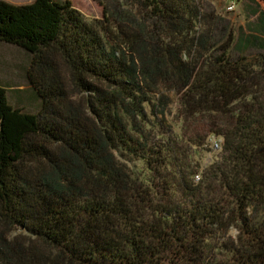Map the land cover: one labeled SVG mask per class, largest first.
Here are the masks:
<instances>
[{
	"label": "trees",
	"instance_id": "1",
	"mask_svg": "<svg viewBox=\"0 0 264 264\" xmlns=\"http://www.w3.org/2000/svg\"><path fill=\"white\" fill-rule=\"evenodd\" d=\"M94 1L101 19L68 0H0V42L33 56L41 101L26 113L0 87V222L28 236L1 234L0 264H264V0H247L249 34L204 0ZM161 89L181 135L159 134ZM210 139L193 183L189 149L213 152Z\"/></svg>",
	"mask_w": 264,
	"mask_h": 264
},
{
	"label": "rangeland",
	"instance_id": "2",
	"mask_svg": "<svg viewBox=\"0 0 264 264\" xmlns=\"http://www.w3.org/2000/svg\"><path fill=\"white\" fill-rule=\"evenodd\" d=\"M14 5H25L30 4L34 0H3ZM71 2L73 7L79 10L86 18L88 19H101L102 17V7L99 6L94 0H68ZM108 3L107 8H114L113 0H103L102 3ZM124 1L120 0L117 4L119 7H123ZM230 4H234L235 10L233 12H228L227 7ZM247 0H204V9L207 13L215 11L221 19L224 21L223 24L228 25L235 29L238 28L244 29L247 34H249L248 27L254 23L255 18L249 17L246 11ZM126 10H129L135 13L134 8L130 6L123 7ZM120 9V8H119ZM251 55L257 54L256 50H251L249 52ZM236 56V53L234 54ZM32 55L26 52L25 50L6 43L0 42V87L6 90V97L9 105L13 108L21 109L26 113L36 115L40 111L41 101L36 96V93L30 87L28 74L30 72V67L32 63ZM53 61L58 65L62 81L65 85V90L68 95V100L73 104H78L83 101V96L76 92L67 78V73L62 64L60 63V58L58 56H53ZM161 94L165 97L166 107L164 114H157L156 120L160 122L162 132L166 133L171 128L172 132L176 135H181V125L175 119V113L177 109V97L174 92H169L166 89H161ZM158 97H156L157 99ZM164 136V134L162 135ZM220 144L219 140L210 139L209 143L212 146V142ZM204 152L198 151L195 153L193 149H189V152L193 156L192 165H200V168L197 170L198 173L193 179V183H197L200 174L206 166H208L213 159L214 152ZM118 161L123 165L128 173L135 176H144V170L139 162H131L128 158H120L118 156ZM38 166L35 164L32 167ZM41 167V166H40ZM45 166H42V169ZM3 235L7 241H11L13 238H17L20 242H27L28 236L25 233L15 232L11 235L6 234V229H3V226L0 222V235ZM237 233L233 229L229 233V238L232 241L235 240ZM1 240V238H0Z\"/></svg>",
	"mask_w": 264,
	"mask_h": 264
},
{
	"label": "built area",
	"instance_id": "3",
	"mask_svg": "<svg viewBox=\"0 0 264 264\" xmlns=\"http://www.w3.org/2000/svg\"><path fill=\"white\" fill-rule=\"evenodd\" d=\"M234 10H235V6H234V4H230V5L227 7V11H228V12H233ZM212 149H213V150L218 149V144L215 143L214 141L212 142Z\"/></svg>",
	"mask_w": 264,
	"mask_h": 264
}]
</instances>
